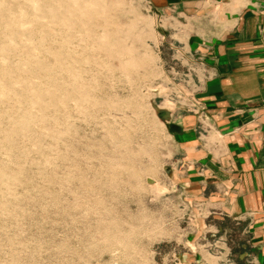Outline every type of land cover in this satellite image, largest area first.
Masks as SVG:
<instances>
[{
  "label": "rangeland",
  "instance_id": "obj_1",
  "mask_svg": "<svg viewBox=\"0 0 264 264\" xmlns=\"http://www.w3.org/2000/svg\"><path fill=\"white\" fill-rule=\"evenodd\" d=\"M160 8L0 0V264H264L209 205L228 166L200 120L211 69Z\"/></svg>",
  "mask_w": 264,
  "mask_h": 264
},
{
  "label": "crops",
  "instance_id": "obj_2",
  "mask_svg": "<svg viewBox=\"0 0 264 264\" xmlns=\"http://www.w3.org/2000/svg\"><path fill=\"white\" fill-rule=\"evenodd\" d=\"M151 1L183 16L188 46L198 49L211 69L198 93L204 109L200 120L219 138L220 159L228 166L209 174L214 176L207 180L213 182L209 205L221 216L244 220L251 239L261 241L263 248L264 0ZM174 121L187 135L181 140L192 143L195 117L182 115ZM197 146L198 158L206 157V144L204 149L200 142Z\"/></svg>",
  "mask_w": 264,
  "mask_h": 264
},
{
  "label": "bare ground",
  "instance_id": "obj_3",
  "mask_svg": "<svg viewBox=\"0 0 264 264\" xmlns=\"http://www.w3.org/2000/svg\"><path fill=\"white\" fill-rule=\"evenodd\" d=\"M97 3V2H96ZM35 6L37 8L38 14L48 13L52 11V6H49L45 1H36ZM36 11V10H35ZM54 15V14H53ZM119 46V45H118ZM108 47V46H107ZM110 48V46H109ZM5 54V53H4ZM4 84V83H3ZM26 91V90H24ZM33 94V93H32ZM40 96V95H39Z\"/></svg>",
  "mask_w": 264,
  "mask_h": 264
}]
</instances>
